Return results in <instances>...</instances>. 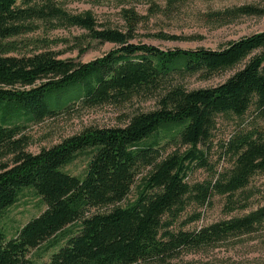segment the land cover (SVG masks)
<instances>
[{"label":"trees","instance_id":"16d2710c","mask_svg":"<svg viewBox=\"0 0 264 264\" xmlns=\"http://www.w3.org/2000/svg\"><path fill=\"white\" fill-rule=\"evenodd\" d=\"M215 15L261 16L264 8L244 4ZM123 16L127 31L99 28L91 13L70 14L59 0H0V219L26 190L47 206L11 237L0 224V264H165L184 250L254 231L264 222L261 205L200 229L177 227L191 201L205 205L213 194L229 197L230 210L247 208L248 196L239 204L233 196L264 173V134L253 130L226 144L236 157L232 169L202 182L187 180L194 168L208 164L200 144L211 139L219 114L243 116L253 106L264 117V30L219 49H162L133 42L142 16L134 9H124ZM53 20L116 47L90 61L60 58L52 50L16 54L23 36L37 28L35 21ZM245 60L215 86L189 90L171 83L179 74L209 78ZM139 94L158 96L159 107L122 126L92 125L37 153L26 150L31 123ZM178 141L187 148L164 156V146ZM80 157L88 159L83 174L65 169ZM133 188L136 198L127 205L91 212L122 202Z\"/></svg>","mask_w":264,"mask_h":264},{"label":"rangeland","instance_id":"374dc122","mask_svg":"<svg viewBox=\"0 0 264 264\" xmlns=\"http://www.w3.org/2000/svg\"><path fill=\"white\" fill-rule=\"evenodd\" d=\"M59 3L70 14L91 13L99 28L110 27L123 31L128 30L123 10L134 9L142 16V20L137 25L132 41L156 45L162 49L200 47L219 49L230 41L264 30V15H244L232 20L219 19L215 15L219 11L244 4L264 8V0H59ZM35 24L37 28L23 36L25 44L16 54L52 50L60 58L90 61L116 47L115 43L92 40L88 37L87 30L58 20L35 21ZM161 34L176 35L179 39H164L160 37ZM81 48L86 51L82 53ZM246 62L247 60L209 78L201 73L179 74L173 77L171 83H180L189 90L215 86L227 80ZM158 107V96L139 94L120 104L107 103L70 110L56 117L31 123L26 130L29 138L26 150L37 153L42 148L50 147L92 125L122 126L127 124L133 115ZM253 130L264 134V117L253 106L243 116L231 113L219 114L216 117V126L212 131L211 139L200 144V148L207 153L208 164L205 167L194 168L187 180L191 184L202 182L232 169L236 157L228 152L226 144L237 133ZM186 148L187 146L179 141L167 143L163 149L164 156ZM8 160L7 158L5 161ZM87 161V158L80 157L65 169L72 174H83ZM150 169V167L143 169L139 178ZM245 196H248L246 202L249 205L245 209L230 210L229 197L220 194H213L205 205L191 201L182 212L177 227L185 230L200 229L214 222L243 216L264 205V173L255 174L249 186L244 191H238L233 199L239 204L245 200ZM135 198L136 189L133 188L122 202L96 207L91 212H107L116 205L125 206ZM46 207L41 197L36 196L32 190H26L21 199L7 209L0 219L1 227L11 237L30 219L42 213ZM38 253L39 250L36 249L31 251L32 256H37ZM42 259L49 260L50 253L45 254ZM137 264L161 263L142 261ZM165 264H264V222L254 231L230 235L210 245L184 250Z\"/></svg>","mask_w":264,"mask_h":264}]
</instances>
